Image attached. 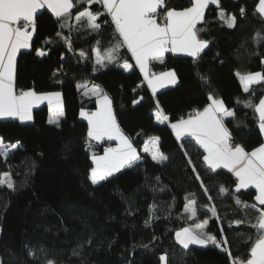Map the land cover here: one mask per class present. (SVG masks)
<instances>
[{"label": "trees", "instance_id": "1", "mask_svg": "<svg viewBox=\"0 0 264 264\" xmlns=\"http://www.w3.org/2000/svg\"><path fill=\"white\" fill-rule=\"evenodd\" d=\"M73 1L70 16L88 9L96 26L64 30L63 18L44 8L16 66V92H60L64 118L52 124L44 106L30 123L0 120V264H162L163 255L167 264L246 263L263 236L256 190L240 188L226 170H210L205 151L190 138L178 141L154 114L160 109L173 122L218 98L231 112L224 123L233 144L247 151L262 145L256 106L264 85L246 90L241 81L264 74L260 0L209 7L196 29L207 49L198 59L167 54L154 65L179 80L157 95L103 4ZM164 2V11L192 5ZM86 83L108 95L119 128L140 151L136 162L98 185L91 180L92 156L102 148L89 146L88 123L80 118L82 109L96 107L95 97L81 90ZM150 137L159 139L162 161L142 152ZM186 227L211 243L182 247L176 233Z\"/></svg>", "mask_w": 264, "mask_h": 264}, {"label": "crops", "instance_id": "2", "mask_svg": "<svg viewBox=\"0 0 264 264\" xmlns=\"http://www.w3.org/2000/svg\"><path fill=\"white\" fill-rule=\"evenodd\" d=\"M78 1L87 3V0ZM97 1L110 14L153 95L175 87L179 82L173 70L158 71L154 65L162 62L167 54L192 58L202 54L208 43L198 37L196 29L204 22L209 7L220 6L218 0H192V5L187 9L164 11V0ZM44 8L55 17L63 18L61 27L64 30L85 25L96 26V18H87L88 9L70 16L74 8L73 0H0V120L30 123L34 110L44 106L48 108L52 124L57 125L64 118V102L60 92H16L18 56L30 49L34 36V32H30L27 27L36 26L35 16ZM161 11L166 20L164 25H159L154 18ZM258 11L264 17V0L259 1ZM38 55L43 57V51L39 50ZM97 60L100 62L102 58L97 55ZM122 67L128 71L132 66L126 62ZM241 81L246 90L254 85H264V74L256 72L242 75ZM80 87L84 94L96 99L95 109L80 111V118L88 123V144L92 148L95 144L99 145L98 148L108 144L101 147V153L92 157L91 180L94 185H98L136 162L140 151L119 128L111 100L102 88L87 83ZM256 113L263 143L253 151L233 144L224 123L231 112L221 99L211 98L210 103L194 116L173 122L160 109L154 115L158 123H166L171 127L178 141L186 138L194 140L205 151V161L210 170L230 172L240 188H254L256 202L264 205V97L257 104ZM142 152L158 161L164 159L156 137L147 139ZM259 227L263 236L244 264H264V213Z\"/></svg>", "mask_w": 264, "mask_h": 264}, {"label": "rangeland", "instance_id": "3", "mask_svg": "<svg viewBox=\"0 0 264 264\" xmlns=\"http://www.w3.org/2000/svg\"><path fill=\"white\" fill-rule=\"evenodd\" d=\"M86 15H87V18L88 19H91L92 17L96 18V16L90 10H87ZM35 28H36V26H35ZM93 172L95 173V171H93ZM186 207H187L188 210H191V208H194L193 207V199L192 198H189L188 199V202H187V206ZM176 240L184 248H188V247H190L192 245L204 247V246H207L208 243H211L210 241L208 242L207 240H205V238L202 237L201 231H200V233H198V232L195 233L189 227H186V228L178 231L176 233ZM212 242H214V239H213ZM162 264H167V262H166V256L165 255L162 256Z\"/></svg>", "mask_w": 264, "mask_h": 264}, {"label": "built area", "instance_id": "4", "mask_svg": "<svg viewBox=\"0 0 264 264\" xmlns=\"http://www.w3.org/2000/svg\"><path fill=\"white\" fill-rule=\"evenodd\" d=\"M154 18H155L156 22H157L159 25H164V24L166 23V20H165V16H164V14H163V11H161V12H157V13L155 14ZM27 28H28V30H29L30 32H33L35 26H28ZM201 55H202V54H200L196 59H198L199 57H201ZM186 117H191V115H188V114H187ZM106 145H108V144H105V145L103 144V145H101V146L104 147V146H106ZM98 146H99V145H96V144H95L94 147H98Z\"/></svg>", "mask_w": 264, "mask_h": 264}, {"label": "bare ground", "instance_id": "5", "mask_svg": "<svg viewBox=\"0 0 264 264\" xmlns=\"http://www.w3.org/2000/svg\"><path fill=\"white\" fill-rule=\"evenodd\" d=\"M194 114H195V113L191 112V113H189L188 115L194 116ZM93 147H94V146H93ZM101 147H102V146H101ZM94 148H96V147H94Z\"/></svg>", "mask_w": 264, "mask_h": 264}]
</instances>
